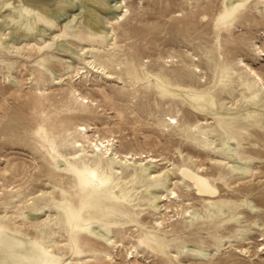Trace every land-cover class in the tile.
I'll list each match as a JSON object with an SVG mask.
<instances>
[{"label":"rangeland","instance_id":"374dc122","mask_svg":"<svg viewBox=\"0 0 264 264\" xmlns=\"http://www.w3.org/2000/svg\"><path fill=\"white\" fill-rule=\"evenodd\" d=\"M222 2L125 0L128 12L120 23L114 17L115 0H109L111 7L104 10L100 6L105 1L99 2L96 12L108 33L105 38L81 36L84 28L76 6L62 18L64 23L75 20L71 28L49 23L42 38L0 47V222L23 230L19 235L29 239L36 233L49 241L53 252L70 257L66 225L53 222L56 208L72 198L69 185L74 178L58 171L48 151L51 141L68 157L83 147L79 154L95 155L87 133L92 140L110 139L109 154L116 153L117 160L129 153L134 157L125 164L114 163L110 177L118 182L119 194L127 197L126 204L118 206L112 217L102 218L107 222H94L107 229L118 245L110 248L87 236L83 255L70 257L75 264H178L172 260L176 255L180 264H264V154L251 162L224 154L223 143L231 130L218 126L211 109L183 97H163L143 75L164 72L174 81L215 94L214 109L219 112L240 110L264 120V90L253 105L243 84L246 79L257 80L264 87V6L257 7L255 0L246 12L237 11L234 19L219 22ZM14 18V24L27 19L17 15L10 20ZM54 29L63 35L56 42L72 45L71 50L47 46L48 33ZM217 61L224 67L219 68ZM130 66H137L136 74L129 72ZM234 114L239 129L242 117ZM64 117L62 126L59 119ZM40 125L47 129V137L42 129L38 132ZM245 129L251 137L241 129L235 138L245 146L244 155L254 158L258 152L253 143L264 147V133L249 122ZM256 131L259 138L253 137ZM237 141L230 140V146L240 151ZM140 163L153 166L152 175L162 178L171 171L160 190L163 196L154 203L146 188L149 172L139 180L128 175ZM245 163L251 171H233ZM183 166L207 172L218 186L217 196H201L186 187L183 183L189 181H183L178 170ZM171 190L180 198H173ZM42 191L47 194L42 196ZM214 203L227 205L224 219L191 220L188 212H182L212 214L217 211L211 207ZM31 205L42 207L39 214H26ZM9 216L7 221L4 217ZM48 219L49 225L42 229L34 226ZM147 230L154 236H147ZM156 235L165 239L158 243ZM195 247L205 254L190 250Z\"/></svg>","mask_w":264,"mask_h":264},{"label":"bare ground","instance_id":"6f19581e","mask_svg":"<svg viewBox=\"0 0 264 264\" xmlns=\"http://www.w3.org/2000/svg\"><path fill=\"white\" fill-rule=\"evenodd\" d=\"M105 1L106 5L100 6L103 10L107 9L110 6L109 0H0V47L7 48L10 42H14L17 40H32L42 38L47 30V24L54 22H61L63 27L71 28V26L75 23V20L70 22H63V16L70 11L71 8L78 7L79 11L76 13V16L81 19L83 28L82 32L79 31L81 36H91V35H101L102 38L108 35V33L103 32V28H101V19L98 17V13L96 12V8L99 2ZM223 0L222 6L220 9V18L219 22H225L226 20H232L235 18L237 11L246 12L251 8L253 4L256 3V6L259 5L264 6V0ZM118 6L117 13L114 15L116 18V22L120 23V20L124 19L128 9H126L127 3L125 0H115ZM251 2H254L251 4ZM74 13V12H73ZM24 16L25 23L18 22L14 24L15 18L10 20L12 16ZM37 15V17H36ZM114 18V19H115ZM78 19V20H80ZM56 30H51L48 34L50 35V40L47 43V46H55L57 48H67L71 50L70 47L72 45L66 44H58L56 42V38H60L62 34H55ZM54 33L55 35H52ZM32 38V39H30ZM216 65L219 68H223L224 64L221 61H217ZM129 72L131 74H136L137 66H130ZM144 77L148 81H153L156 90L161 96L165 97L170 96L171 98H181L186 99L187 102L193 101L199 103V107L206 108L210 114L215 115L217 118L218 126L222 130H226L229 128L231 130V134L224 140L222 152L230 157H239V160H246L245 162H251L252 159L261 158L260 154H264V147H257L255 143H253L254 151H257L256 156L250 157L245 156V146L239 145V142L236 140L235 136L240 134V130L244 129L245 136L251 137L252 134L247 133L245 129V125L247 122L252 124L254 129L262 131L264 133V120L259 116H256V113H244L239 110L234 113H239L242 117V121L237 125L239 129H236V125L233 122L234 120H239L234 113H223L214 109L216 105L215 94L211 92H203L198 88H194L192 85H189L185 82H177L174 81L164 72H145ZM258 79H262L259 77ZM263 81V80H262ZM243 84L247 89L251 92L250 97L247 98L248 101H254L253 105H257L259 101L255 100L259 97L261 91L264 90V87H260V84L257 80H243ZM256 84H259L256 86ZM264 84V82H262ZM83 96V95H81ZM83 98H87L83 96ZM258 112V110H255ZM174 118V117H172ZM66 117L59 119V121L63 122L62 126L66 125L64 122ZM83 125V124H82ZM38 132L42 129L45 132L44 136H48L47 129L40 125L38 127ZM83 130H87L84 128ZM258 132L256 131L255 136H258ZM85 139L88 142L89 147H92V151L95 155H86L84 153H80V150H84L85 148H81L80 150H75L74 154H71V157H68L69 153L59 152L58 149L54 146L53 142L50 141V155L54 159V165L58 168V171L66 174L72 173L73 182L69 185L70 188H73V191L70 192V196L72 198L66 203H61L59 207L56 208L55 221L53 222L55 225H59L60 222H63L66 225L67 232L69 233L68 241L66 246L69 248V256H82L84 248L86 246V237H92L94 239H101L104 241L107 247L113 248L118 245V241L109 234L108 230L105 229L102 225H95L94 222L97 220L105 221L104 217H112V214L116 211V208L121 205H125L127 197H123L119 194V185L117 181L111 180V175L114 174L115 165L114 163L125 164L130 161L134 157V153L130 155L125 154L119 160L116 157V153L112 156V151L109 154V142L99 139L92 140V138L84 133ZM230 140L237 141L238 146L241 147V150L238 151L235 148L230 146ZM108 142V143H106ZM83 146V143H80L78 146ZM61 157L60 160L58 157ZM146 157V156H145ZM63 162L60 164V162ZM152 162V161H151ZM246 165H237L233 167V171L242 173H247L251 171V168L248 163ZM155 167V166H154ZM153 166L148 165L147 163H140L139 167L132 170L128 173L133 179H140L144 173L149 172V180L147 181V192L151 195L149 201L152 203L155 202L156 199L161 198L160 190L164 186H166L167 177H161L159 174L152 175L150 171ZM179 172L181 173V177H183V181L187 179L189 183L184 182L189 189L193 190L195 193L201 196H209L210 198H214L219 193L218 186L211 177L207 176V172H203V170L198 167L196 169H191L190 167L183 166V168L178 167ZM53 188H58L57 185L52 184ZM173 194V198H180V194L175 190H171ZM42 196L47 194V191H42ZM19 194V193H17ZM11 197L16 196V194H11ZM54 196L58 197L55 193ZM61 197V196H60ZM64 200V197L60 198ZM246 204L251 207L252 210L255 207L251 204V202L247 201ZM225 206L226 204H211V207H216L217 211L214 213H208V215H199L196 211L193 210H182L183 213L188 212L191 216L190 219L194 220L197 218H206L213 219L217 217L218 219L225 218ZM230 208L234 206H229ZM28 208V212L36 213L42 207L40 205H31L26 207ZM206 211H210V208H207ZM33 213V214H34ZM23 212L24 217H29ZM30 214V215H33ZM39 214V212H38ZM37 216V214H36ZM35 216V217H36ZM200 216V217H199ZM7 218L8 221L11 219V216L4 217ZM239 218V217H238ZM235 220H238L237 217ZM51 219L46 220L44 223H38L34 226L41 227V229L47 225ZM107 222V221H105ZM109 223V222H108ZM54 228L52 229V231ZM24 233L23 230L18 229L17 227H13L12 225L6 223L5 221L0 222V264H75L72 259L64 257L59 252H53L50 249L49 241L41 240L38 238L36 233L33 234L32 239L27 238L26 236H21L19 234ZM84 233V234H83ZM147 236H154V233L151 230H147L145 232ZM26 235H32L30 233H26ZM157 237V242L160 243L165 239V237ZM140 242L145 243L146 238H142ZM164 243V242H163ZM162 247V246H161ZM188 249L189 248H184ZM202 249V248H201ZM200 248H190L194 253H203V250ZM248 249V248H246ZM164 253L166 251L161 249ZM111 256L107 254L106 256ZM172 260H175L180 264L178 259V255L175 256Z\"/></svg>","mask_w":264,"mask_h":264}]
</instances>
